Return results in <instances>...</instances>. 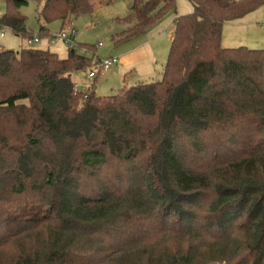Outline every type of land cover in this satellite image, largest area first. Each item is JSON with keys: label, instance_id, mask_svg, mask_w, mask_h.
Wrapping results in <instances>:
<instances>
[{"label": "trees", "instance_id": "obj_1", "mask_svg": "<svg viewBox=\"0 0 264 264\" xmlns=\"http://www.w3.org/2000/svg\"><path fill=\"white\" fill-rule=\"evenodd\" d=\"M37 1L40 39L93 9ZM189 1L162 79L110 96L73 80L97 46L0 47V264H264V50L222 45L264 0ZM26 3L0 26L28 40ZM175 8L133 0L113 39Z\"/></svg>", "mask_w": 264, "mask_h": 264}, {"label": "rangeland", "instance_id": "obj_2", "mask_svg": "<svg viewBox=\"0 0 264 264\" xmlns=\"http://www.w3.org/2000/svg\"><path fill=\"white\" fill-rule=\"evenodd\" d=\"M175 2V9H168L143 35L126 43L118 44L113 38L127 28L128 24L124 22V18L131 12L133 0H92V11L77 17H70L65 27L69 28L70 22L73 23L76 30L75 41L77 44L75 49L81 54L92 55V51L81 49L82 44L97 46L94 53V63L110 57H119V51L129 42H135L138 39H150L151 47L159 48V58L160 55H163L159 61L165 64L170 51L171 36L175 33L177 18L193 11V5L189 0H175ZM40 7L37 0H27V3L21 7L22 13L28 19V28L32 30L34 36L38 37ZM5 11V0H0V16ZM62 27L61 21L51 23L49 25L51 35L55 36ZM244 27L248 28L244 29ZM256 28L260 30H256ZM2 29L5 30V34L0 36V47L17 51L22 45L27 44V38L16 36L10 29L1 26L0 33ZM262 30H264V4L237 20L226 22L223 27L222 45L227 48L244 46L249 49L264 50V32ZM255 32H259L260 37H255ZM53 39L55 43L50 44V46L46 44V47L52 52H57L60 58L66 57L71 48H68L60 38ZM46 41L48 42L47 38L42 37L40 43H35L34 46H44ZM98 67L92 70L96 72L95 78H89L90 70L74 73L73 80L77 87L85 91L86 85L90 86L89 83H95L97 86L95 90L99 95L110 96L118 93L123 87V76L114 73L115 65L111 66L109 70L101 72L97 70ZM147 69L148 66L145 70ZM133 72L137 75L136 71ZM136 75L128 74L127 83H133ZM160 79H162V74L154 73L152 78L143 81H158Z\"/></svg>", "mask_w": 264, "mask_h": 264}, {"label": "crops", "instance_id": "obj_3", "mask_svg": "<svg viewBox=\"0 0 264 264\" xmlns=\"http://www.w3.org/2000/svg\"><path fill=\"white\" fill-rule=\"evenodd\" d=\"M247 28L244 27V29H247ZM256 30H260V29L256 28ZM262 32H264V30H262ZM255 33H256L255 37L257 38L260 37V35L258 34L259 32H255ZM0 36H2L1 33H0ZM172 37L173 36H171V40H172ZM151 43L152 42L150 39H138L135 42H129L127 46H125L121 51H119V57H118L119 63L115 65L114 73L120 76H123L122 77L123 86L128 84L127 83L128 74L136 75V73L133 71H136L138 76L136 75L133 83H130L128 85H133L138 82H145L143 80L152 78V75H154V73L162 74L164 63L160 62L159 60L162 58L163 55H160V58H159V55H158L159 48L151 47ZM46 44L49 45V43L46 41L44 46L37 45L36 47L48 48L46 47ZM147 66H148V69L145 70ZM159 67H160V70H159ZM89 84L92 85V83H89ZM86 86L89 87L88 85Z\"/></svg>", "mask_w": 264, "mask_h": 264}, {"label": "built area", "instance_id": "obj_4", "mask_svg": "<svg viewBox=\"0 0 264 264\" xmlns=\"http://www.w3.org/2000/svg\"><path fill=\"white\" fill-rule=\"evenodd\" d=\"M5 30L2 29L1 35H4ZM75 35H76V30L73 26V23L70 22L69 28L64 27L62 30H60L58 33H56L55 36H52L50 39H48V43L53 44L55 43V40L53 38H60L64 44L68 47V48H75L76 47V39H75ZM40 38L38 36H35L33 39H28L27 40V45L28 46H32L35 43H39ZM101 45V44H100ZM119 62V58L118 57H110L108 59L102 60L101 62V70L102 71H107L111 68V66L115 63ZM96 76V72L95 71H91L89 73V77L93 78Z\"/></svg>", "mask_w": 264, "mask_h": 264}]
</instances>
